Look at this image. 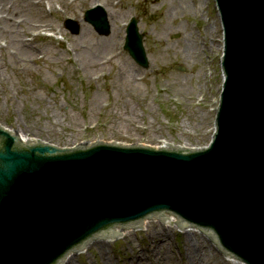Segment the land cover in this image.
I'll return each mask as SVG.
<instances>
[{
  "label": "water",
  "instance_id": "95a60500",
  "mask_svg": "<svg viewBox=\"0 0 264 264\" xmlns=\"http://www.w3.org/2000/svg\"><path fill=\"white\" fill-rule=\"evenodd\" d=\"M216 3L225 83L209 148L59 149L0 127V264H63L95 238L175 219L236 264H264V0ZM95 12L85 21L108 35ZM126 33L125 50L147 68L135 20Z\"/></svg>",
  "mask_w": 264,
  "mask_h": 264
},
{
  "label": "rangeland",
  "instance_id": "374dc122",
  "mask_svg": "<svg viewBox=\"0 0 264 264\" xmlns=\"http://www.w3.org/2000/svg\"><path fill=\"white\" fill-rule=\"evenodd\" d=\"M33 1L37 0H0V9L13 6L5 11V21L11 25L20 18L24 23L18 30L29 28L24 37H18L25 46L0 36L1 126L16 132L21 129L25 138L62 147L88 140L149 146L166 142L202 147L209 143L222 84L221 28L213 0H99L105 10L118 13L116 26L105 14L110 33L103 37L83 20L93 0H50L57 4L51 12ZM203 8L207 10L201 12ZM131 17L137 19L143 35L147 69L137 66L120 47L123 25ZM206 17L211 24L215 20L214 32L206 33ZM65 19L76 21L79 33L71 34L63 24ZM40 26L61 40L45 36L47 31L37 29ZM114 26L121 29L119 45H106L103 42ZM84 30L88 34L82 39ZM176 34L178 39L172 40ZM186 40L192 50L197 46L190 57L183 53ZM116 51L118 56L111 58ZM179 66L185 71L179 72ZM156 227L166 238L128 232L125 238L92 244L71 257V262L103 264L109 259L111 264H184L186 234L158 223L147 229ZM199 235L196 239L203 245L196 248L192 237L189 244L202 264H235L218 255Z\"/></svg>",
  "mask_w": 264,
  "mask_h": 264
},
{
  "label": "bare ground",
  "instance_id": "6f19581e",
  "mask_svg": "<svg viewBox=\"0 0 264 264\" xmlns=\"http://www.w3.org/2000/svg\"><path fill=\"white\" fill-rule=\"evenodd\" d=\"M92 3L95 4L96 0H94ZM105 11H106L107 15L110 16V20L116 26L118 24V13H116L112 9H110V12H108L107 10H105ZM0 22H1V20H0ZM214 23H215V21H213V25H214ZM2 25L3 26L0 27V36L6 37L8 39V41L11 42L13 45H16L18 47H19V45L25 46V44H23V43L21 44V42L18 41V37H24L25 36V33L22 30H18L19 26H16L14 23L10 25V23H7V22L2 24ZM115 26H114V29L112 30V34L110 35V37L104 40V42H103L104 44H106V45L113 44L114 46L115 45H119L121 29L118 26L115 28ZM212 29H213V26L212 27L208 26L206 28L207 33L209 32V30L212 31ZM87 34H88V32L86 30H84V32H82V34H81V38L85 39ZM186 44L187 45L185 46L183 53L186 56L190 57V56L193 55V51H195V52L197 51L196 50L197 46L195 47V50H192V44H189V42L187 40H186ZM166 48L169 49L168 46ZM195 52H194V55H195ZM17 58H20V56L17 57ZM19 60H22V58H20ZM148 225H149V223L147 224V222L143 223V228H144L143 231H146V233H148L147 236L151 237L150 234H152V236L154 235L155 238H158V237H162L163 239L166 238V235H162V233L160 232L161 231L160 227H156V228H154L152 230H151V228H149L150 229V231H149V229H147ZM166 226H169V225H166ZM184 231H185V234H186V240H185L186 241V244H185V246H186V248H185V251H186L185 260H186V262L184 264H202L203 261H202V259H200L198 257V255L196 253V249H194V247L189 244V240H191L190 238L192 237L194 239V244L196 245V248H199L201 241H198L197 240L198 238L196 239V234L197 233L194 232L195 230H192V231L188 230V232H187V229H185ZM127 235H128V233L125 232L124 233V238ZM163 242H164V240L159 242L158 245L161 246L163 244ZM103 243L105 244V243H108V242H103ZM201 245H203V244L201 243ZM98 248H99V254L103 255V250H104L103 246H101V244H100V245H98ZM154 249H156V248H154ZM71 254H72V252H69V254H68L67 258H66L67 261L65 260L66 261L65 264H73L71 262ZM168 260L171 261L172 259H168ZM225 260H227V259H225ZM234 260L235 261H233V263L236 264V259H234ZM228 261L231 262L230 260H228ZM103 264H111V262H110L109 259H107Z\"/></svg>",
  "mask_w": 264,
  "mask_h": 264
}]
</instances>
